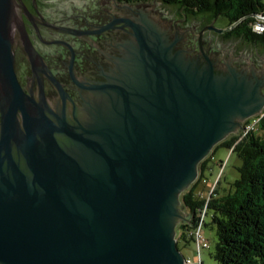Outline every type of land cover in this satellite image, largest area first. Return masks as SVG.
Returning <instances> with one entry per match:
<instances>
[{
	"label": "water",
	"instance_id": "obj_1",
	"mask_svg": "<svg viewBox=\"0 0 264 264\" xmlns=\"http://www.w3.org/2000/svg\"><path fill=\"white\" fill-rule=\"evenodd\" d=\"M49 3L55 16L102 9L114 21L91 35L121 36L76 104L33 48L23 1L0 0V264H186L182 195L212 151L264 113V56L255 65L218 41L209 50L204 33L239 23L193 34L155 2ZM17 36L38 92L18 79ZM43 77L58 100L48 101Z\"/></svg>",
	"mask_w": 264,
	"mask_h": 264
},
{
	"label": "trees",
	"instance_id": "obj_2",
	"mask_svg": "<svg viewBox=\"0 0 264 264\" xmlns=\"http://www.w3.org/2000/svg\"><path fill=\"white\" fill-rule=\"evenodd\" d=\"M121 3L146 4L159 2L167 7H179L186 17L207 16L225 22V28L237 27L220 35L224 41H242L247 45L261 47L264 51V33L252 31L254 16L264 13L263 0H118ZM228 148L243 164L238 168L240 178L220 193L218 184L208 199L196 192L200 183H206L205 172L216 149ZM200 177L182 196L184 208L191 219L180 226L178 248L183 242H192L204 210V228L215 231L216 244L212 253L217 264H264V114L255 132L239 137H230L217 146L212 155L200 165Z\"/></svg>",
	"mask_w": 264,
	"mask_h": 264
},
{
	"label": "flooded vegetation",
	"instance_id": "obj_3",
	"mask_svg": "<svg viewBox=\"0 0 264 264\" xmlns=\"http://www.w3.org/2000/svg\"><path fill=\"white\" fill-rule=\"evenodd\" d=\"M22 1L32 18L31 21L24 17V21L33 48L41 55V58L51 69V73L61 83L63 90L77 104V101L80 100L79 84L86 81L91 82L99 73V66L110 64L109 57L111 56H108L112 53L110 47L121 36L120 32L116 29L93 36L91 34L97 33L103 27H108L114 21V18L106 16V13H103L102 9H95L93 13L91 12L87 15L71 13L67 15H49L40 6L42 0ZM115 1L118 2L117 4L120 3L117 7L123 6L118 0H113V3ZM205 28L206 26L199 33ZM195 30L198 31L197 26L190 27L192 33H197ZM67 31H77V33L86 34L77 37L76 35L69 34ZM88 33L90 35H87ZM214 35V32L204 33L203 42L209 50L212 49L217 40H215ZM196 41L199 45V37ZM21 42L22 40L17 36L15 42L16 73L22 84L21 86L26 91L31 88L32 92L35 93L39 91V80L33 75V67L28 59L29 55L24 50ZM56 42L61 44H57ZM65 45L70 46L72 50ZM71 58H73V74H71L69 69ZM43 79V87L48 101L51 103L58 100L60 98L59 92L53 87L47 77H43Z\"/></svg>",
	"mask_w": 264,
	"mask_h": 264
},
{
	"label": "rangeland",
	"instance_id": "obj_4",
	"mask_svg": "<svg viewBox=\"0 0 264 264\" xmlns=\"http://www.w3.org/2000/svg\"><path fill=\"white\" fill-rule=\"evenodd\" d=\"M42 1H49V0H42ZM40 2V6L42 9L46 11V13H49L51 15V9H54L56 7V4L52 3H43ZM54 1V0H51ZM264 1V0H263ZM150 3V2H149ZM152 3V2H151ZM150 3V4H151ZM155 4L159 5L158 8L160 10H164L165 13H167L166 16H163L167 20H173V21H183L184 20V13L179 10V7H167L159 2H155ZM186 17V16H185ZM199 25L198 32L201 31L202 28L205 26L209 27L210 25H213L217 28L224 29L225 28V22L222 20L214 21V24H210V21L207 16H201L198 18L193 17H186L185 21L182 23H179L178 27L185 29L187 25L191 27L193 25ZM215 33V32H214ZM221 34L215 33V44L212 47V50H217L216 42L221 45L222 48H227V54L231 52V48H233V53L235 56H244L246 55L252 56V62H256L255 65L261 64V60L264 56V51L261 47L257 46H250L245 44L242 41H224L219 37ZM242 53V54H240ZM252 53V54H251ZM260 56V57H259ZM262 115V114H261ZM255 118V117H254ZM254 118H251L249 121H252ZM249 121H245L243 124V127H245L246 123ZM244 131H242L239 135L233 136V137H239L241 134H243ZM230 136V137H232ZM229 137V138H230ZM228 138V139H229ZM213 152V151H212ZM212 153L210 154V156ZM209 156V157H210ZM243 164L242 160H240L236 155H232V152L228 148L221 147L219 149H216L214 157L208 163V169L205 172V178L207 181L206 183H200L198 186V191H196L202 199H208L211 192L215 189V186L218 184L220 180V186L219 191L220 193H223L225 190L230 189L231 185L240 178V174L238 172V168ZM201 174V172H200ZM196 183V182H195ZM194 186V185H193ZM192 186V187H193ZM183 196V195H182ZM187 215H190L187 210L185 209ZM211 221L210 216L207 217L206 223H209ZM186 221H181L177 225V232L179 234L180 226L185 223ZM178 234L176 236V239L178 240ZM204 236L210 243L209 249H204L201 252V257L199 256L197 252V245L195 243H191L189 246L185 245L183 242L180 244V251L181 253L186 256V258H191L194 260L196 264H217L215 262V259L212 256L213 251L215 250V244H216V237H215V231L210 228H204Z\"/></svg>",
	"mask_w": 264,
	"mask_h": 264
},
{
	"label": "built area",
	"instance_id": "obj_5",
	"mask_svg": "<svg viewBox=\"0 0 264 264\" xmlns=\"http://www.w3.org/2000/svg\"><path fill=\"white\" fill-rule=\"evenodd\" d=\"M254 23L252 25V31L256 34H263L264 33V13H260L254 16ZM261 120V115L255 117L252 121H249L245 125V132L239 136L240 140L243 139L246 135H249L250 133H253L254 131L257 130L258 128V121ZM202 219L200 220L197 229L194 231L192 237L195 240V244L197 245V252L199 256L201 257V252L204 249H209L210 248V243L208 240L205 238L204 234V221H206V209L203 212V215L201 217ZM185 261L186 264H196L194 260L191 258H186ZM201 264H203L201 262Z\"/></svg>",
	"mask_w": 264,
	"mask_h": 264
},
{
	"label": "bare ground",
	"instance_id": "obj_6",
	"mask_svg": "<svg viewBox=\"0 0 264 264\" xmlns=\"http://www.w3.org/2000/svg\"><path fill=\"white\" fill-rule=\"evenodd\" d=\"M49 1H51V0H49ZM264 114V113H263ZM263 114L261 115V119L263 118ZM259 121H261V120H259ZM259 121H258V124H259ZM255 132V131H254Z\"/></svg>",
	"mask_w": 264,
	"mask_h": 264
}]
</instances>
